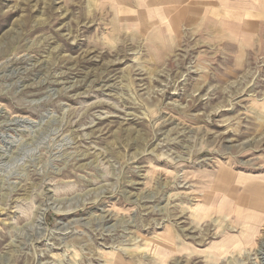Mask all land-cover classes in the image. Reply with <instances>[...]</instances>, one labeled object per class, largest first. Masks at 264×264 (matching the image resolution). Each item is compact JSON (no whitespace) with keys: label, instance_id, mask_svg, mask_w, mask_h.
I'll use <instances>...</instances> for the list:
<instances>
[{"label":"rangeland","instance_id":"374dc122","mask_svg":"<svg viewBox=\"0 0 264 264\" xmlns=\"http://www.w3.org/2000/svg\"><path fill=\"white\" fill-rule=\"evenodd\" d=\"M223 4L0 0V264H264V0Z\"/></svg>","mask_w":264,"mask_h":264},{"label":"bare ground","instance_id":"6f19581e","mask_svg":"<svg viewBox=\"0 0 264 264\" xmlns=\"http://www.w3.org/2000/svg\"><path fill=\"white\" fill-rule=\"evenodd\" d=\"M226 7V6H225ZM12 123V122H11ZM227 182V181H226ZM249 193L250 192H252V199L253 200H247V202H251V206H253L254 208H257V209H259V210H261L262 212H264V184L263 183H251L250 184V186L248 187V190H247ZM234 193V192H233ZM233 193H231L232 194V197L234 198V200L236 201V202H241V200L242 201H246V198H244L245 197V195H243V196H241L240 194H233ZM206 198V197H205ZM213 198V197H212ZM209 201V200H208ZM207 201V202H208ZM244 201V202H245ZM239 206H241V205H239ZM1 209V208H0ZM257 211V210H256ZM235 215V214H234ZM240 217V216H239ZM243 221V220H242ZM246 222V221H245ZM163 241H164V243H165V245L163 246V248H166V249H168V247L170 246V248L172 249V246H171V244L170 245H168L167 244V242H168V240L166 241L165 239H163ZM170 248H169V250H170ZM227 252V251H226ZM6 263V262H5ZM115 263L116 264H122V261H121V259H120V257H118L117 256V258H115Z\"/></svg>","mask_w":264,"mask_h":264},{"label":"crops","instance_id":"0c3cea01","mask_svg":"<svg viewBox=\"0 0 264 264\" xmlns=\"http://www.w3.org/2000/svg\"><path fill=\"white\" fill-rule=\"evenodd\" d=\"M177 2L178 0H173V2ZM221 2H222V4H223V0H221ZM251 3H253L254 5H255V3L254 2H251ZM251 3H249V4H251ZM224 5V4H223ZM231 5H230V0H229V7H230ZM240 8H243V7H240ZM248 10V9H247ZM246 10V11H247ZM226 11H227V9H226ZM229 11V10H228Z\"/></svg>","mask_w":264,"mask_h":264}]
</instances>
